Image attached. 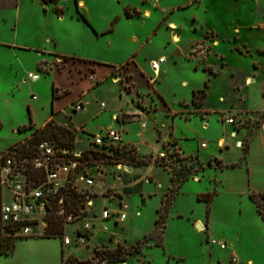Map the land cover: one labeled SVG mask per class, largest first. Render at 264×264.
Masks as SVG:
<instances>
[{"label":"rangeland","instance_id":"rangeland-1","mask_svg":"<svg viewBox=\"0 0 264 264\" xmlns=\"http://www.w3.org/2000/svg\"><path fill=\"white\" fill-rule=\"evenodd\" d=\"M79 1L82 2L81 6L78 4ZM172 1L178 2L181 0H161L160 3ZM140 2V0H57L56 2L44 3L41 0H0V4L4 6V12L2 13L5 14V17L10 19L14 16L18 19L20 24V26L15 27V22L11 20H8L7 24H4L5 26H1L0 23V40L9 41L13 39L15 29L18 33V41H22L26 35L25 31L27 25L31 23L32 26L28 32H31L34 37H41L43 31L46 29L47 31L59 34L61 36L59 38L62 44L61 46L68 49L69 46L66 43L67 39L64 38L66 36L65 33H68L75 38L76 44L73 46V49H75L78 55H88L94 57L93 59H97V61L107 60L120 63L123 60L127 61L125 57L132 56L137 51V45L128 40V33L131 30L133 33L137 34L140 32L146 33V28H148L150 33H152L150 44L144 46V48L136 54L138 62L144 67V72L148 74L150 58L157 57L160 53L173 52L176 55L175 57L180 58L176 64L169 65L171 66L169 70L161 73L159 79L155 78L151 83L146 81L142 73L137 72L131 67L132 83H134L136 88L140 89V92H148L147 98L149 100H151V96L155 99L154 102L156 103L157 109L154 114H151L148 119H145V122L149 123L148 126L150 128L152 127L153 121H158L159 129L163 134L171 133V135L181 137V144H184L189 150L199 149L205 164L200 160L198 154H183L172 141H167L160 137L161 139L159 138L156 145H159V147H161L160 150L166 155L160 165L161 167L159 166V168H157V165L153 168L152 174L154 176L150 177L149 184L138 181L144 171L137 168V166L139 167V164L144 165L143 157L149 152L146 153L148 150L146 147L141 146L140 153H136V156H139V163L136 162V159L132 160L129 158L127 153L125 157L124 155L119 156L120 161L128 165H134L136 168L131 169V173L128 175L124 174L122 186L109 187L110 190L107 191V194L112 193L122 198H127L125 200L127 218L125 222L118 225L116 229L111 221H105L104 223L109 226V231L115 233L118 231L124 239L121 241L118 240L117 242L115 241V235L112 233L111 240L113 243L110 245L103 244L98 247L100 250H103V247L115 248L117 243H120L123 247L124 254H126L127 264H140L145 253L149 250V255L154 257V264H161L162 259L160 257V251L152 245L161 243L163 231H165L164 233L166 234V245L169 248L176 249V235L178 232L182 231L176 216L178 214L188 215L190 217H196L198 215L205 216L207 208L209 207L212 216L209 228L212 234L210 232H208L209 234L204 232L198 235L189 232L186 234L187 243H191L192 247H195L200 242H205L209 235V239H221L227 241L230 246L228 245L229 249H220L217 246L211 247L212 245L208 243V248L212 250V256L208 257L209 261L207 264H217L218 260H224L227 264H242V261L239 262L240 260L237 263L229 260L233 248L239 249L240 253H238V255H240V257L242 254L246 257H250L253 261L252 264H264V222L260 217L264 202L259 197V194H253V201L250 200L247 195L241 194L244 189L243 180H245V185L247 183L246 175L249 174V177L252 178L251 180L254 182L261 183L264 181V133L259 131V129L264 131V111L242 114L239 117L238 115L234 116L232 114L229 116H222L221 112H218L220 110H228L230 106H233L232 110H258L264 108V97H262V90L260 88V84L264 87V69H262L263 72L260 70L256 72L255 83L251 85L246 83L247 78H253L251 68L246 63H244V66L241 65L243 66L242 69L237 71L233 76L230 75L228 70L216 69L217 66L213 68L215 71H218L219 74L217 75L210 74L208 71L202 69L193 70L194 66L191 65L190 61L188 59H182L181 56L184 51H187L189 46L204 38V32L208 26H213L214 22L208 20L212 19L210 15L206 16L203 8H196V4L191 6L187 11L178 12L177 15L174 16L175 19L178 20L177 22L182 24V38L179 43H172L168 38V30H166L164 26L157 28L161 18H159V11L151 6V2H149L148 6L151 7L153 15L150 19H145L147 27L144 28V30L139 29L135 25V22H137L136 19H127L125 14L121 17L126 4ZM55 5H59L65 10L66 21L62 24L57 23L54 18L56 13L54 11ZM44 11L46 13H44ZM244 11V14L247 16L245 17L247 21L256 19V17L253 16L248 17L253 11L251 12L248 8ZM76 12L83 14L88 24L79 16L78 20L76 18L77 14L75 15ZM190 12L196 14L197 19L195 21L192 20L193 17H189ZM42 15H46L45 23L40 22V17ZM71 15H73V17H71ZM116 16H119L120 19L114 23ZM30 18L32 20H30ZM257 18H259V20H264V4L262 6L261 15L259 14ZM197 21L198 23L201 22V24L196 23ZM82 25L88 33H92V30L96 31L97 29L113 28L114 31L108 32L103 37L98 38L95 44L87 41L85 44L81 45L78 43V37L76 36L77 33L79 34L77 30L78 27ZM223 25V23H220L218 27L223 29L225 28ZM6 26L7 28L5 29ZM194 28H196V30H194ZM260 30V32L254 33L253 36L249 33L244 34L245 38L256 39V42L253 43V47H251L252 49H264V29ZM106 40L110 41L111 46L109 49H107L105 44ZM116 44L119 47L122 46L125 52H117V50L114 49ZM224 46H226V42H220V49L218 51H222L221 49H223ZM206 50L204 41L202 44L198 45L192 53L197 54L198 51L204 52ZM0 51L4 54L2 57L5 58L9 56L4 50L0 49ZM227 51L228 49H224L225 54H227ZM253 55L261 63L264 62L263 54L260 53L259 50L255 51ZM198 61V63H200L201 59L198 58ZM166 62L165 60L164 63ZM0 65H2L1 60ZM37 73H39L40 76H45L39 81L40 86L43 85L45 81H50L51 77L46 75L45 70ZM61 78L64 77L61 76ZM208 78H210L208 81L209 86L208 88L206 87L208 97L204 108V110L208 111L205 114L207 118L200 120V116H196L190 120H184V118H179V115H175L173 117L174 128L173 131H171L172 116L169 117L167 115L168 106L171 110L178 111L185 105H183V101L191 105V87L204 88L205 81H207ZM117 80L120 81L121 79ZM49 85L48 83V87ZM121 85V83L113 84L111 77L107 76L99 81L100 87L95 92L97 98H90L89 102L93 111H99L98 104L100 102H104L107 105V109L101 116L103 124L111 122L110 107L126 105L127 102L131 103L133 98L132 95L135 92L126 94V91ZM93 86L96 85L94 84ZM124 86L130 88L127 83H125ZM6 87L7 84L0 77V88L5 89ZM26 89L27 88L24 87L23 91H25V93H27ZM156 90L165 98L167 105L164 104L157 95ZM119 93H121V96H119ZM145 99L146 94L139 93L134 97L133 105H139L144 109L153 108L150 102L145 103ZM44 100L45 97L39 95V101ZM66 101H68L67 97L62 99L60 104L62 105ZM1 108L2 104L0 103V149L8 140L9 135H11L8 126L9 122L7 118L1 114ZM190 108L191 109L183 110V112H187L185 113L186 118L190 117L191 113L196 112L195 109H192V107ZM16 110L18 112H16L14 118L19 117L21 120H24L28 117L25 108L20 107V110ZM39 117L42 116L39 115ZM226 118H232L235 128L241 132L238 139L244 142V148L241 150L243 158H245L250 140L251 154L247 167L238 165V167L232 170H226L224 173L216 171L217 185L214 181L209 182L208 180H201L200 182H194L191 180L186 182L177 192L179 185L183 181L193 179L195 175L200 176V178H202V176L204 177V175L207 176L209 169H206V164H209L210 161V166H212L210 168L211 170L213 167L222 165L216 159H210L209 161L206 160V158L209 154L216 153V151L219 152V149L216 147V141L219 137L226 138L229 145L233 146L234 139L228 136L230 127L227 126V129L224 122H222ZM125 120L129 121V118ZM204 121L207 124L206 128L203 127ZM143 125L145 124L143 123ZM155 127L157 126L155 125ZM120 130L122 131V129ZM134 131L133 128H125V135H133ZM149 131L144 134L145 140L147 141L151 140V132ZM34 132L35 130L30 129L26 134L24 133L20 136L16 135L17 139L14 140L15 142L13 144L18 143ZM97 132L98 131L95 133ZM184 137L187 139L185 140ZM79 139V143L82 145L84 142L83 136L80 135ZM201 142L206 143L208 147L201 148ZM134 148L136 149L135 145ZM238 153L239 150L230 149L228 158H237L239 156ZM205 169L206 173H204ZM131 175H133V177H131ZM105 181L110 182L108 176ZM220 183L223 184V187H221ZM232 183H236L237 185L235 190L231 186ZM127 184L129 185L126 186ZM214 186L216 188V194L208 207L204 201H198L194 196L196 191H204L206 188L208 191H213ZM141 198L144 199V204H142ZM109 204H111L110 201H107V205ZM111 205L113 206V203ZM96 207L100 210V202L96 201ZM157 218H159L158 223H155ZM71 231L69 227L67 233L71 235ZM5 236H9V240L12 243L16 241L14 247L15 252L12 259L8 261L9 264H53V253L62 249L61 238L58 236L48 238L21 236L15 240L13 238L15 235L6 234L1 231L0 237L4 238ZM106 236H108V234L100 232L89 247L78 249L76 251V256L84 257L91 254L93 246L102 243V241L106 239ZM146 247L150 248L148 249ZM144 248L146 249L145 253ZM64 251L68 252L69 248H64ZM192 251H195L194 248ZM200 259V255L196 257L193 256V258L189 259L187 264H200ZM113 264L121 263L117 262Z\"/></svg>","mask_w":264,"mask_h":264},{"label":"crops","instance_id":"crops-1","mask_svg":"<svg viewBox=\"0 0 264 264\" xmlns=\"http://www.w3.org/2000/svg\"><path fill=\"white\" fill-rule=\"evenodd\" d=\"M140 3H128L124 6V11L121 15L125 14L127 19H136L135 25L144 30L147 27V22L145 19H150L153 15L151 11V7H149V2H151V6L159 11V21L157 28L160 26H164L166 30H168V38L172 43H179L182 38V24L177 22L178 20L175 19V16L180 11H187L191 6L196 4V8H203L204 13L210 15L212 22H214L213 26H208L204 32V38L201 41H196L194 44L187 48V51L182 53V59H188L192 66H194L193 70L202 69L208 71L210 74L217 75L219 74L218 71H215L213 68L217 66L216 69H225L228 70L231 76H233L237 71L241 70L242 67L245 65L244 63L248 64L251 68V73L253 74V78L249 77L246 79V83L248 85L254 84L256 80V72L258 70L262 71L264 69V62H260L253 54L255 51H260L263 54L264 58V49H252L253 43L256 42L255 38H245L244 34L249 33L253 36L254 33H258L264 29V20H259L257 18L259 14L261 15L262 6L264 4V0H181L178 2H166L160 3L161 0H140ZM79 6L82 5V2H78ZM18 5V4H17ZM3 7L0 4V23L1 26H5L8 20L15 22V27L20 26L18 19L16 17H11L7 19L5 17ZM249 9L251 12L248 17L253 16L256 17L255 20L247 21L245 17H247L245 13V9ZM54 11L56 12L54 18L57 23L62 24L66 21L65 19V10L63 7L59 5L54 6ZM57 10V11H56ZM244 11V12H243ZM58 12V13H57ZM44 13H46L44 11ZM77 19L79 20V12H76ZM175 15V16H174ZM174 16V18H173ZM30 17V16H28ZM51 17V16H50ZM49 17V18H50ZM73 17V15H71ZM189 17H193L192 20H196L197 16L195 13L190 12ZM32 18V17H31ZM30 18V20H32ZM52 18V17H51ZM53 18V19H54ZM120 19L119 16L115 17L114 23ZM138 19V20H137ZM40 22L45 23L46 15H42L40 17ZM73 21V20H72ZM198 23V21L196 22ZM220 23H223L225 28L218 27ZM5 24V25H4ZM198 24H201L199 22ZM29 26V28H28ZM31 23L26 27V35L24 36V41H18V33L14 29V38L6 41L0 40V49L4 50L9 56H4L3 53L0 51V60L2 65H0V77L1 79L7 84L5 89L0 88V103L2 104L1 114L7 118L8 126L10 128L11 135H9L8 140L0 149V153L2 150L8 148L9 146L13 145L15 142L14 140L17 139V136L22 134H26V132L30 129L36 130L38 128H42L48 121L53 120L59 125H62L75 133L74 140L76 142L77 147H85L87 145V137L90 134H95L96 131L104 130L105 128L112 127L121 132L123 142L125 144H131L136 146V153L141 151V146L146 147L148 150L146 153L152 150L155 146H157V141L160 137L162 139H166L167 141H172L174 145H176L183 154L190 155V154H198L200 160L204 163L203 158L201 156V152L199 149L189 150L185 147L184 144H181V137H177L176 135H171L166 133L163 134L162 131L159 129L158 121L152 122V127L149 128V123L145 122V119H148L151 114H154L155 110L157 109L156 103L154 102L155 99L151 96V100L147 98L148 92H140V89L136 88L134 83H132V68L135 69L137 72L142 73L146 78L148 83H151V77L153 73L148 68V74L144 72V67L141 63L138 62L136 58V54L140 52L144 46L149 45L152 39V33H150L149 29L146 28V33H133L131 30L128 33V40L137 45V51L134 55L125 57L127 61L123 60L120 63H114L113 61H97V59H93L94 57L91 56H83L78 55L73 49V46L76 44L75 38L72 35L65 33V37L67 39V44L69 48L62 47L59 38L61 37L57 33H53L51 31H43L41 37H34L31 32H28L31 28ZM198 26V25H197ZM24 27V26H23ZM196 27V26H195ZM7 26L5 27V29ZM25 29V27H24ZM79 34L76 31L78 37L79 44H85L87 41L95 44L97 43V39L103 37L106 33L114 31L113 28L111 29H97L96 31L92 30V33L86 32L84 26H79L78 29ZM196 30V28H194ZM5 31V30H4ZM155 32V31H154ZM85 39V40H84ZM205 41L206 51H198L197 54H193L192 52L196 47L202 44ZM220 42H226V46L221 49L222 51H218L220 49ZM107 49L110 48L111 44L109 40L105 41ZM115 50L117 52H125V49L122 46H118L116 44ZM224 49H228L227 54L224 53ZM3 54V55H2ZM6 56V55H5ZM176 55L173 52H166L160 53L157 57L150 58L149 62L152 60H157L160 57H163L167 62L162 63L160 65V69L156 78L159 79L161 73H164L169 70L171 66L178 62L179 58L175 57ZM212 56V57H210ZM198 58L201 59V62L198 63ZM211 59V60H210ZM264 61V60H263ZM216 64V65H215ZM150 65V64H148ZM243 65V66H241ZM44 67V68H43ZM132 67V68H131ZM46 71V75H49L50 81H45L43 85H39V81L42 79L39 73L40 71ZM63 73V74H62ZM29 75H37L35 80H31ZM59 75V76H58ZM64 78H61V76ZM110 76L111 81L113 84L121 83L122 87L126 91V94L130 92H135L132 96L131 103L127 102L126 105H118L110 107L111 110V117L110 123L103 124L101 121V116L107 109V105L104 102H100L98 104L99 111H93L90 106V98L96 99L95 92L98 90L99 81L101 79ZM88 79V81H87ZM117 79H121L118 81ZM210 78L207 79V86L204 84V88L202 87H191L192 91L195 89H205V98L203 103L199 107H194L192 104V94L190 96V104L183 101V107L178 111L171 110L168 106L167 115L169 117L172 116V124H171V131H173V117L175 115H179V118H184V120H190L193 117L200 116V120H203L205 117L207 110H204L206 100L208 97V93L206 91V87L208 88V81ZM85 81V82H84ZM116 81V82H115ZM47 82V83H46ZM48 83L50 84L48 87ZM127 83L130 88L125 87L124 84ZM96 86H93V85ZM186 84V83H185ZM24 87L27 89V93H25ZM262 90V97H264V87L261 86ZM29 93V94H28ZM139 93H145L146 99L145 103H151L153 108L151 109H144L139 105H133V99ZM157 95L160 99L167 105V101L162 96V94L156 90ZM39 95L44 96V101H39ZM121 96V93H119ZM68 98L64 104H60V101L64 98ZM120 99V98H119ZM81 102V109L78 111H74L71 109V105L76 102ZM103 103L104 107L101 108L100 104ZM20 107H23L27 111L28 117L24 120H21L19 117H15L16 109L20 110ZM97 107V103H96ZM195 109L196 112L191 113L190 117L186 118L185 113L183 112L184 109ZM233 106H230L228 110H220L223 115H238V117L242 114L254 113L259 111H264V108L254 110V109H246V110H236L233 109ZM183 112V113H182ZM217 112V111H215ZM41 115L42 117H39ZM129 118V121L125 120ZM132 119V120H130ZM207 120V119H206ZM225 127H230V131L228 136L231 139H234L233 146L229 145V142L224 137H219L216 141V147L219 149V152L209 154L206 160L216 159L219 161L221 166L213 167L211 170L210 168L211 161L207 165V170L209 169L208 175L200 176L195 175L193 179H189L183 181L178 190L189 181L200 182L201 180H208L209 182L214 181L216 184V171L220 173H224L226 170H232L238 165L247 167L248 160L251 154V145L249 140L248 150L246 152L245 158L242 157V151L244 148V142L241 139H238L241 132H239L236 128L234 123H227L224 121ZM145 124L143 127L142 124ZM114 125V126H113ZM116 125V126H115ZM155 125L157 127H155ZM264 126V123H263ZM203 127L206 128L207 124L204 121ZM3 128V127H2ZM1 128V130H2ZM122 129V131L120 129ZM125 128H133L134 134L133 135H125ZM228 129V128H227ZM150 130V131H149ZM151 132V140H145L144 134L145 132ZM170 131V132H171ZM262 133L263 130L259 129ZM35 133V132H34ZM17 135V136H16ZM80 135L83 136L84 142L80 145L79 137ZM27 138V137H26ZM251 138V137H250ZM161 139V138H160ZM186 140L187 138L184 137ZM23 140V139H22ZM219 141H223L222 145L219 146ZM241 143V146L238 143ZM203 142H201L202 144ZM16 144V143H15ZM208 145L206 144L205 147L207 148ZM161 148V147H160ZM230 149L239 150V156L233 159L228 158V153ZM145 153V152H144ZM138 154V153H137ZM136 160H139V156H136ZM138 163L140 162L137 161ZM205 164V163H204ZM131 169L136 168L134 165H129ZM156 166H152L148 174L150 177H153L152 174L153 168ZM161 167V166H160ZM144 171L145 174L146 167L145 165H140L139 167ZM159 168V166L157 167ZM206 169L204 173H206ZM214 173V174H213ZM210 178H209V177ZM246 185L245 180H243L244 189L241 194L247 195L250 200L253 201L251 198L252 194H262L264 193V181L261 183L254 182L251 180L249 174L246 175ZM199 177V178H198ZM209 178V179H208ZM220 181V180H218ZM222 182V181H220ZM150 184V183H149ZM221 187H223V184ZM144 185V184H143ZM217 185V184H216ZM232 188L236 189V183L231 184ZM230 186V187H231ZM145 190V187L143 186ZM176 192V193H177ZM206 193H213V197L211 201L206 202L203 199H198V195H204ZM216 194V188L214 186L213 191H208L206 188L204 191H196L194 196L198 201H204L207 204L212 203L213 198ZM0 196H1V189H0ZM174 197V196H173ZM126 200V197H123ZM142 204L145 203L144 199ZM261 217V216H260ZM177 222L180 223L182 231L178 232L176 235V249L169 248L166 245V234L163 231V237L161 243L154 244L152 246L158 248L160 251L161 257V264H187L190 258L201 256L200 264H207L208 257L212 256L211 248H208L209 243V235L207 236L205 242H200L197 246L192 247L191 243H187L186 234L189 232L196 233L201 235L202 233L212 231L209 228L210 221L212 220V216L210 213V208H207V213L205 216L198 215L196 217H190L188 215L178 214L176 216ZM262 219V218H261ZM125 222V221H124ZM200 225V228H197V225ZM118 226L115 227V229ZM0 231L1 225H0ZM115 235V241H121L123 236L117 231L116 233L113 232ZM28 237V236H27ZM42 238L43 236H38ZM48 238V237H45ZM114 241V242H115ZM227 242V241H226ZM111 239H106L102 241L101 244H112ZM16 245V241H15ZM14 245V247H15ZM227 245H229L227 243ZM150 246V247H152ZM166 246V248H165ZM230 246V245H229ZM228 246V247H229ZM146 247V248H150ZM213 247V246H211ZM194 248L195 251H192ZM199 249V250H198ZM229 249V248H228ZM62 250L56 251L53 253V264H62L61 257H62ZM198 250V251H197ZM146 249L144 248V253ZM14 248L10 253H0V264H9V260L12 259L14 255ZM240 253L239 249H232V253L229 256V260H231L232 256H236L237 262H241L242 264H252V259L250 257H246L244 254L240 257L238 255ZM157 262V261H155ZM236 262V263H237ZM121 264H127V260L124 262H119ZM31 264V263H30ZM113 264V263H110ZM140 264H154V257L149 255L148 252L145 253L143 260L140 261ZM217 264H227L224 260H218Z\"/></svg>","mask_w":264,"mask_h":264},{"label":"built area","instance_id":"built-area-1","mask_svg":"<svg viewBox=\"0 0 264 264\" xmlns=\"http://www.w3.org/2000/svg\"><path fill=\"white\" fill-rule=\"evenodd\" d=\"M163 62V57L150 62L151 82ZM29 78L35 80L37 75H29ZM100 106L103 108L104 104ZM81 107L80 101L71 105L74 111ZM225 122L233 123V119L226 118ZM205 146L203 142L201 147ZM126 152L136 156L134 145L125 144L121 132L112 127L90 134L85 147H77L75 140L38 139L33 133L4 149L0 153L2 231L15 237L42 236L54 214L63 226L59 236L62 264H110L94 252L100 250L101 243L94 245L91 254L84 257H77L76 251L89 247L100 232L108 234L107 239H110L113 232L105 221H111L116 227L126 220L124 198L107 194L109 187L122 186L124 174L131 173L130 166L119 159ZM165 155L159 145L152 148L143 157L146 171L138 181L150 183L149 169L160 166ZM107 176L110 182L105 181ZM73 192L81 195L76 204L71 196ZM96 201L101 204L100 210ZM107 201L113 206L107 205ZM69 227L71 235L67 233ZM209 243L220 249L228 248L227 242L221 239L212 238ZM64 248L69 251L65 252ZM231 260L236 263V256Z\"/></svg>","mask_w":264,"mask_h":264},{"label":"trees","instance_id":"trees-1","mask_svg":"<svg viewBox=\"0 0 264 264\" xmlns=\"http://www.w3.org/2000/svg\"><path fill=\"white\" fill-rule=\"evenodd\" d=\"M41 1L44 3H48V2H56L57 0H41ZM79 17L81 19H83L85 23L88 24L86 18L83 16V14L79 13ZM205 86H207V82H205ZM205 94H206L205 89L193 90L192 91V99H191L192 104L196 107L201 106L203 103V100L205 98ZM0 127H1V124H0ZM35 134H36L38 139L39 138H49V139H55L59 142H62V141L72 142V140H74V137H75V133L72 130H70V129L62 126V125L57 124L53 120L48 121L42 128L36 129ZM126 153L128 154L129 158H131L132 160L136 159V156H134V154H132L131 152H126ZM126 153H122L121 156L124 155V157H125ZM137 161H139V160H137ZM71 196L73 197L75 204L77 201L81 200L80 194L73 192V194ZM212 197H213V193H206L204 195H198V199H203L206 202L211 201ZM253 197H254V195L252 194L251 198L253 199ZM259 197L263 200L264 199V193L259 194ZM142 201H143V198H142ZM262 206H263V208L261 210L262 213L260 214V216L264 222V205H262ZM158 219L159 218H157L155 220V223H158ZM1 230H2V227H1ZM0 233H1V231H0ZM4 233H6V232H4ZM62 233H63V226H62L60 220L54 214H52V216L49 220L48 228L46 229L45 233L42 236L43 237H56V236L59 237L62 235ZM6 234L13 235L12 233H9V232ZM13 238L16 240L18 237H13ZM9 239H10L9 236H5L4 238L0 237V253L7 254L13 250L15 243L14 242L12 243ZM110 239H111V237H110ZM94 252H95L96 256H100L101 258L106 259L108 263H117V262L119 263V262L126 261V254H124L123 247L120 245V243H117L115 248L108 247V248H105L103 250L95 249Z\"/></svg>","mask_w":264,"mask_h":264},{"label":"bare ground","instance_id":"bare-ground-1","mask_svg":"<svg viewBox=\"0 0 264 264\" xmlns=\"http://www.w3.org/2000/svg\"><path fill=\"white\" fill-rule=\"evenodd\" d=\"M115 82H116V81H115ZM222 142H223V141H219V145H221V144H222Z\"/></svg>","mask_w":264,"mask_h":264},{"label":"water","instance_id":"water-1","mask_svg":"<svg viewBox=\"0 0 264 264\" xmlns=\"http://www.w3.org/2000/svg\"><path fill=\"white\" fill-rule=\"evenodd\" d=\"M196 227H197V228H200V225L198 224Z\"/></svg>","mask_w":264,"mask_h":264}]
</instances>
